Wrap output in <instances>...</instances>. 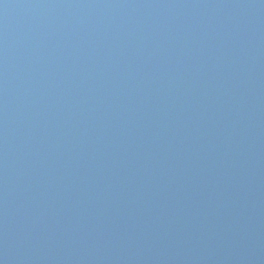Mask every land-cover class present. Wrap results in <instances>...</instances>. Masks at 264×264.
Instances as JSON below:
<instances>
[{
	"label": "water",
	"instance_id": "95a60500",
	"mask_svg": "<svg viewBox=\"0 0 264 264\" xmlns=\"http://www.w3.org/2000/svg\"><path fill=\"white\" fill-rule=\"evenodd\" d=\"M0 264H264V0H0Z\"/></svg>",
	"mask_w": 264,
	"mask_h": 264
}]
</instances>
